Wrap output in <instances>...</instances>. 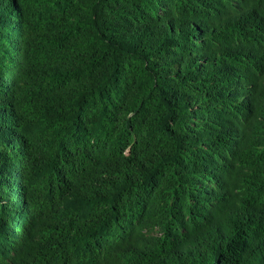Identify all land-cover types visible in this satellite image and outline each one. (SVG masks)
<instances>
[{"label":"trees","instance_id":"16d2710c","mask_svg":"<svg viewBox=\"0 0 264 264\" xmlns=\"http://www.w3.org/2000/svg\"><path fill=\"white\" fill-rule=\"evenodd\" d=\"M0 264H264V0H0Z\"/></svg>","mask_w":264,"mask_h":264}]
</instances>
